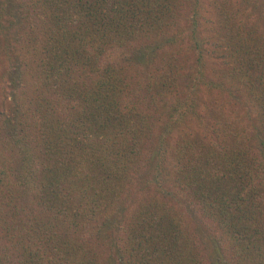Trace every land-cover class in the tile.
Instances as JSON below:
<instances>
[{"label":"trees","instance_id":"trees-1","mask_svg":"<svg viewBox=\"0 0 264 264\" xmlns=\"http://www.w3.org/2000/svg\"><path fill=\"white\" fill-rule=\"evenodd\" d=\"M18 1L0 264H264V0Z\"/></svg>","mask_w":264,"mask_h":264},{"label":"rangeland","instance_id":"rangeland-1","mask_svg":"<svg viewBox=\"0 0 264 264\" xmlns=\"http://www.w3.org/2000/svg\"><path fill=\"white\" fill-rule=\"evenodd\" d=\"M19 1H21V0H19ZM14 2H15V0H14ZM12 18L13 17H11L9 15L8 19L12 20ZM5 46H6V42L4 41L3 36L0 34V103H2L5 99L4 88H5V92H7V93L10 89L9 88L10 82L8 81V79H10L11 77H9V75H8V70L14 69V67H16L15 65H17V64H14V66L11 67L12 60H10V58H15V59H13V61H16L17 57L20 56L19 50H16L13 46H12L13 48H11L12 51L10 54H9V50ZM19 61L20 60H18L17 63ZM173 141L176 142V139H174ZM145 171H143V174H145ZM139 192H130V193L128 192L126 195L127 198L128 197L131 198L130 196H132L131 202L134 199L135 203L132 204V207L136 206L138 204V202L143 198L141 191H139ZM179 209L181 212L184 213L186 219L189 220L188 222L190 223V226L192 227L191 229H194V231L197 232L199 235L202 234L203 235L202 239L204 240V242L209 240L211 234H213V231H212V229H210L208 222L200 214H198L199 212H197V209L195 208V206L194 205L191 206V205L187 204L186 201L181 200V202L179 203ZM126 217L127 216L122 215L118 220L119 221L121 219L125 220ZM114 227H115L114 230H108L107 231V236H108L107 237V240H108L107 245L110 246L108 249L110 254L117 253V251L115 249L116 246L112 242L113 239L119 237L118 244L121 245L123 243V238L125 235V233L123 232V223H121V224L117 223L116 225H114ZM124 249L125 250L123 251V253H125V252L128 253L130 250L129 246L124 247Z\"/></svg>","mask_w":264,"mask_h":264}]
</instances>
